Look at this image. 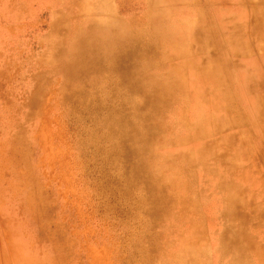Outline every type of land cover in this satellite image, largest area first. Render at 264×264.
<instances>
[{
  "label": "rangeland",
  "instance_id": "374dc122",
  "mask_svg": "<svg viewBox=\"0 0 264 264\" xmlns=\"http://www.w3.org/2000/svg\"><path fill=\"white\" fill-rule=\"evenodd\" d=\"M253 19L264 0H0V264H264Z\"/></svg>",
  "mask_w": 264,
  "mask_h": 264
},
{
  "label": "bare ground",
  "instance_id": "6f19581e",
  "mask_svg": "<svg viewBox=\"0 0 264 264\" xmlns=\"http://www.w3.org/2000/svg\"><path fill=\"white\" fill-rule=\"evenodd\" d=\"M253 21H254V23H253V26H252V30H251V32H252V36H253V42H254V45L256 46V44H257V41L258 40H264V35H263V32L261 31V30H259L260 28H262L261 26H263L264 27V22H262V23H260L259 22V20H255V19H253ZM106 29V28H105ZM104 29V30H105ZM158 29V31H159V28H157ZM104 30H102V28H98V30H96V35H100V36H111V35H113V34H115L112 30H110L109 32H106V31H104ZM168 30V28L167 29H165V32ZM93 32V31H92ZM85 34V33H84ZM88 36H91V33H90V31H89V34H88ZM87 37V36H86ZM229 44L230 45H233L234 44V42L236 41L235 40V37H233V35L232 34H230L229 36ZM105 38V37H104ZM106 40V39H105ZM98 41V40H97ZM93 42V41H92ZM101 44V43H100ZM99 44V45H100ZM102 45H104V44H102ZM117 45V44H116ZM128 45H129V43H128ZM136 46V45H135ZM134 46V47H135ZM118 48V47H117ZM139 48V47H138ZM131 49V48H130ZM244 54V53H243ZM243 54H242V52H240L239 50H237L236 48H234L233 49V52H232V54L231 55H233L236 59H238V60H240V61H236L234 58H232L233 60H235V62L237 63V65H243L242 63H241V61H243L244 60V56H243ZM262 60H264V57H262ZM130 63V62H129ZM90 67V66H89ZM92 68V67H91ZM240 69H242L243 68V66H240L239 67ZM88 70V69H87ZM83 72V71H82ZM253 84H255V81L253 82ZM255 90H257V86L256 87H254V94L252 95L253 97H255L257 100H259V99H261L260 98V95L257 93V92H255ZM260 101V100H259ZM261 102V101H260ZM258 108V110H260L261 112H259V113H257L256 114V116H257V121H259L258 123H260L261 121H262V123H264V113H263V111L261 110V108L259 109V107H257ZM220 149H227V148H223V147H219ZM218 148V149H219ZM228 150H230V148L228 147ZM227 151V150H226ZM211 152H213L212 150H211ZM219 163V162H218ZM231 172L230 170H228L227 169V172ZM235 178H237V177H235ZM240 178V177H239ZM227 179V178H226ZM236 186V185H235Z\"/></svg>",
  "mask_w": 264,
  "mask_h": 264
}]
</instances>
